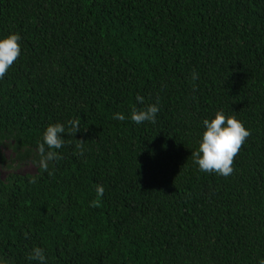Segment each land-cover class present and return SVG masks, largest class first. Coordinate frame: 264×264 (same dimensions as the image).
Returning <instances> with one entry per match:
<instances>
[{"label":"trees","instance_id":"trees-1","mask_svg":"<svg viewBox=\"0 0 264 264\" xmlns=\"http://www.w3.org/2000/svg\"><path fill=\"white\" fill-rule=\"evenodd\" d=\"M12 33L0 164L7 146L36 170L0 177V260L38 264L35 247L47 264L264 260V0H0ZM157 102L155 124L114 119ZM218 110L250 132L228 177L191 157ZM77 118L41 171L46 127Z\"/></svg>","mask_w":264,"mask_h":264},{"label":"clouds","instance_id":"clouds-1","mask_svg":"<svg viewBox=\"0 0 264 264\" xmlns=\"http://www.w3.org/2000/svg\"><path fill=\"white\" fill-rule=\"evenodd\" d=\"M21 36L16 33L0 37V80L4 79L9 68L21 55ZM198 78L196 73L192 74V79ZM135 101L138 104L144 103V97L137 95ZM160 108L158 102L150 104L143 110L133 108L130 116L126 117L123 113L114 114V119L124 121L126 118L133 123L140 125L144 122L155 124ZM203 131L195 151H191L193 163L204 173H214L223 177L230 176L234 169L232 167L234 158L238 154L242 145L250 135L235 115L226 116L223 110L215 112L210 119L202 121ZM66 131L72 135L80 131V120L72 119L65 123L50 124L42 133L41 139L37 143L38 161L37 166L41 171H48L49 164L60 158L58 151L64 146L63 135ZM76 147L82 149L83 142L77 141ZM82 154V152L80 153ZM51 175V172H49ZM35 182V179L32 181ZM96 192L102 196L104 188L97 185ZM29 260L36 261L38 264H47L44 249L35 247L28 256ZM0 264H5L0 260ZM259 264H264L260 260Z\"/></svg>","mask_w":264,"mask_h":264},{"label":"rangeland","instance_id":"rangeland-1","mask_svg":"<svg viewBox=\"0 0 264 264\" xmlns=\"http://www.w3.org/2000/svg\"><path fill=\"white\" fill-rule=\"evenodd\" d=\"M2 152L5 155L6 159L8 160L5 164H0V177L1 178H5L8 174L9 168H7V166L11 163L10 160L12 161L14 159V153L11 151V149L7 146H4L2 148ZM12 168H14V166H18L16 171L20 174H34L35 173V165H33L31 162H25L22 164H12L11 163Z\"/></svg>","mask_w":264,"mask_h":264}]
</instances>
